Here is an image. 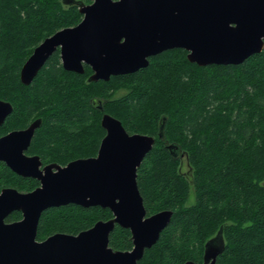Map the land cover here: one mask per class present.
<instances>
[{
  "label": "trees",
  "instance_id": "1",
  "mask_svg": "<svg viewBox=\"0 0 264 264\" xmlns=\"http://www.w3.org/2000/svg\"><path fill=\"white\" fill-rule=\"evenodd\" d=\"M81 18L77 4L61 0H0V99L12 105L0 135L39 117L28 153L65 165L97 154L105 135L101 115L108 112L130 133L155 137L136 181L147 215L172 211L137 264L198 261L220 226L224 249L216 264H264V46L241 63L205 66L189 62L182 48L168 49L135 72L92 82L88 67L82 74L67 71L56 51L28 85L21 83L20 69L33 49ZM171 143L179 147L177 156L167 149ZM179 154L190 175L181 172ZM37 185L0 162V188L28 192ZM110 217L100 206L50 207L41 213L36 238L77 234ZM20 218L13 211L5 221ZM130 235L115 225L108 245L130 249Z\"/></svg>",
  "mask_w": 264,
  "mask_h": 264
},
{
  "label": "water",
  "instance_id": "2",
  "mask_svg": "<svg viewBox=\"0 0 264 264\" xmlns=\"http://www.w3.org/2000/svg\"><path fill=\"white\" fill-rule=\"evenodd\" d=\"M61 1L77 4L82 19L45 37L33 49L20 69L24 85L59 46L64 69L82 73L83 63L91 67L88 82L135 72L147 66L151 56L168 49L182 48L189 62L205 66L241 63L264 46V0ZM11 111V103L0 99V125ZM39 125L36 119L27 128L0 137V162L20 176L39 181L28 192L12 187L0 191V264H137L172 215L168 209L147 215L136 181L137 168L155 137L130 133L120 119L104 112L100 125L105 135L95 156L65 165L49 163L41 169L38 156L24 153ZM167 149L174 156L179 153L174 143ZM69 204L108 208L112 217L77 234L57 232L37 240L41 213ZM13 211H19L21 218L6 222ZM115 225L130 231V250L108 245ZM223 249L220 226L204 243L202 264H215ZM184 264L200 263L187 260Z\"/></svg>",
  "mask_w": 264,
  "mask_h": 264
},
{
  "label": "flooded vegetation",
  "instance_id": "3",
  "mask_svg": "<svg viewBox=\"0 0 264 264\" xmlns=\"http://www.w3.org/2000/svg\"><path fill=\"white\" fill-rule=\"evenodd\" d=\"M90 2H91V0H89V1L86 2V3H90ZM81 19H82V18H81ZM59 50H60V46L57 47L56 50H55L53 53H55L56 51H58V53H59V57H60V51H59ZM53 53H52V54H53ZM52 54H51V55H52ZM51 55H50V56H51ZM50 56H49V57H50ZM60 61H61V58H60ZM61 64H62V62H61ZM62 67H63V66H62ZM86 67H88V68L90 69V73H89V76H90V75L93 73V71L91 70V67H90V66H88V65H86V64H84V63H83V72H82V73H84ZM65 70H66V69H65ZM67 71H68V70H67ZM71 72H73V71H71ZM75 73H77V72H75ZM82 73H81V74H82ZM89 76H88V77H89ZM98 107L100 108L99 105H98ZM36 119H40V118L37 117V118H35L34 120H36ZM34 120H33V121H34ZM33 121H32V122H33ZM32 122H30L26 127H23V128H20V129L27 128ZM40 123H41V119H40ZM36 128H37V127H36ZM36 128H35V129H36ZM35 129H34V131H35ZM14 130H16V129H14ZM11 131H12V130H11ZM34 131H33V134H34ZM8 132H10V131H8ZM8 132H7V133H8ZM7 133L1 134L0 137L3 136V135H5V134H7ZM32 136H33V135H32ZM31 138H32V137H31ZM30 142H31V140H30ZM29 145H30V143H29ZM29 145H28V147H29ZM28 147H27V149L24 151V153H25L26 155H28V156H33V155L38 156V157L40 158L41 162H42V165L40 166L41 169H42V167H43L44 165H47V164H49V163H54V162H44V161L41 159L40 155H38V154H36V153H28V151H27V150H28ZM2 163H3V162H2ZM8 168H9V167H8ZM9 169H10V168H9ZM13 172H14V171H13ZM14 173H15V172H14ZM19 176H20V175H19ZM21 177H24V176H21ZM25 178H31V177H25ZM32 179H35V178H32ZM35 180H37V179H35ZM37 181H38V180H37ZM38 183H39V181H38ZM37 186H38V185H37ZM37 186H36V187H37ZM7 187H12V186H3V187L0 188V191H1L3 188H7ZM12 188H15V187H12ZM15 189H16V188H15ZM17 190H18V189H17ZM18 191H20V190H18ZM21 192H22V191H21ZM5 219H6V218H5ZM130 238H131V235H130ZM131 241H132V240H131ZM132 246H133V244H132ZM132 246H131V248H132ZM131 248H130V249H131ZM130 249H127V250H130ZM220 254H221V253H220ZM203 255H204V248H203V252H202V255H201V259L198 260V261H195V262L202 264V262H203V260H204V259H203ZM217 257H218V255H217ZM217 257H216V260H217ZM140 259H141V258H140ZM140 259H139V260H140ZM139 260H138V261H139ZM138 261H137V263H138ZM184 263H185V262H184ZM215 264H216V262H215Z\"/></svg>",
  "mask_w": 264,
  "mask_h": 264
},
{
  "label": "rangeland",
  "instance_id": "4",
  "mask_svg": "<svg viewBox=\"0 0 264 264\" xmlns=\"http://www.w3.org/2000/svg\"><path fill=\"white\" fill-rule=\"evenodd\" d=\"M95 103H96L95 105H98L99 101L97 100ZM179 157H180V161H181L180 162V170H181V172H183V173H185L187 175H190L191 174V169L188 168L187 159H186L185 155L184 154H179ZM193 197H194V193L192 192L191 199Z\"/></svg>",
  "mask_w": 264,
  "mask_h": 264
},
{
  "label": "bare ground",
  "instance_id": "5",
  "mask_svg": "<svg viewBox=\"0 0 264 264\" xmlns=\"http://www.w3.org/2000/svg\"><path fill=\"white\" fill-rule=\"evenodd\" d=\"M203 248V247H202Z\"/></svg>",
  "mask_w": 264,
  "mask_h": 264
}]
</instances>
